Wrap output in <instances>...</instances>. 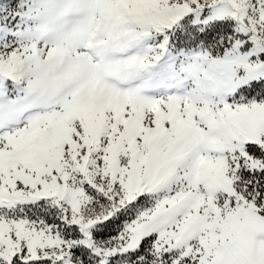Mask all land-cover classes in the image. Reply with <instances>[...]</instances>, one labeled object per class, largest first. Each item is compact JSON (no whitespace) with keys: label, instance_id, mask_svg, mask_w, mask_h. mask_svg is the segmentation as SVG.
I'll return each mask as SVG.
<instances>
[{"label":"snow or ice","instance_id":"snow-or-ice-1","mask_svg":"<svg viewBox=\"0 0 264 264\" xmlns=\"http://www.w3.org/2000/svg\"><path fill=\"white\" fill-rule=\"evenodd\" d=\"M0 264H264V0H0Z\"/></svg>","mask_w":264,"mask_h":264}]
</instances>
